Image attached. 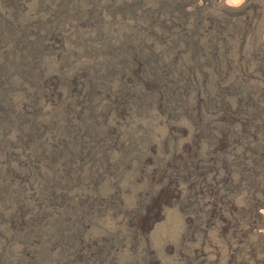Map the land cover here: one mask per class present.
<instances>
[{
	"label": "rangeland",
	"instance_id": "obj_1",
	"mask_svg": "<svg viewBox=\"0 0 264 264\" xmlns=\"http://www.w3.org/2000/svg\"><path fill=\"white\" fill-rule=\"evenodd\" d=\"M22 1L23 13L36 16L40 0ZM134 1L90 0L92 19L71 21L49 38L44 97L32 108L25 96L15 93L18 109L40 121L37 141L42 145H57L48 121L52 109L72 102L73 118L86 121L76 125L87 124L95 133L80 130V145L68 142L80 151L61 164L68 183L58 189L61 199L53 203L40 194L38 178L46 171V154L35 153L30 140L15 142L13 130L2 135L10 146L7 151L0 146V174L14 189H23L25 198L17 205L9 195L4 207L0 195V261L6 247L12 252L8 262L32 258L28 249L36 242L26 246L14 236L32 231L36 211L44 210L49 219L63 214L69 222L76 209V216L79 211L83 215L79 241L64 264H264V120L257 112L264 95L251 98V118L226 123L225 115L214 112L220 123H202L198 103L193 121L171 118L165 81L148 78L144 59L134 51L124 85L149 93V113L131 104L127 94L114 93L110 101L107 95L86 100L77 86L69 90V84L60 82L70 67L58 63L73 48L77 30L89 39L98 36L92 32L96 27L108 30L110 41H115L138 25L125 8ZM206 2L213 13L236 15L253 9L264 16V0H193L196 5ZM120 6L122 11L117 10ZM101 40L94 42L96 47ZM97 56L91 51L75 57L72 65ZM84 78L82 74L80 80ZM207 128L215 130L208 143L202 135ZM51 255H57L56 248Z\"/></svg>",
	"mask_w": 264,
	"mask_h": 264
},
{
	"label": "trees",
	"instance_id": "obj_2",
	"mask_svg": "<svg viewBox=\"0 0 264 264\" xmlns=\"http://www.w3.org/2000/svg\"><path fill=\"white\" fill-rule=\"evenodd\" d=\"M207 4L196 5L193 0H135L125 8L139 20L138 25H133L134 29L115 41H110L108 30L96 27L92 32L98 36L94 39L85 38V31L77 30L72 39L73 48L58 63L61 67H70L69 73L60 75V82L69 84V90L77 86L86 100L107 95L110 101L116 93L127 94L131 104L149 113V93L138 86L124 85L133 68L130 52L134 51L144 59L148 78L165 81L164 97L171 118L187 116L193 121L198 104L202 123H220L214 112L225 115L226 123L236 118H251L255 110L250 107L251 98L264 95V16L253 9L245 14L237 11L236 15L228 11L213 13ZM23 5L22 0H0V146L9 150L10 142L2 135L10 129L15 133V142L30 140L35 153L46 154V171L41 172L38 180L40 194L53 203L61 199L58 189L68 183L61 164L79 155L82 130L89 129L92 135L95 132L87 124L76 125L86 121L73 118L72 102L51 110L48 121L56 131L53 143L57 145H42L37 141L40 121L18 109L14 95L25 96L35 108L46 94L50 36L71 21L92 19L93 8L90 0H56L55 3L40 0L35 8L37 15L31 17L23 13ZM99 38L102 40L96 47L94 42ZM91 51L97 58L85 57L72 65L75 57L88 56ZM82 74L85 78L80 80ZM198 95L201 101L197 100ZM257 112L263 121L264 105ZM202 135L208 143L215 138V130L204 129ZM68 142L78 146H69ZM99 161L105 164L103 156ZM12 188L0 174L4 207L9 195H13L17 205L25 198L23 189ZM75 211L70 213L69 222L63 214L49 219L44 210L36 211L32 231L14 236L26 246L36 242L28 249L32 258L15 257L8 262L6 257L12 252L6 247L0 264H64L68 251L76 248L79 241L83 215L79 211L76 216ZM54 248L57 255L53 256Z\"/></svg>",
	"mask_w": 264,
	"mask_h": 264
}]
</instances>
